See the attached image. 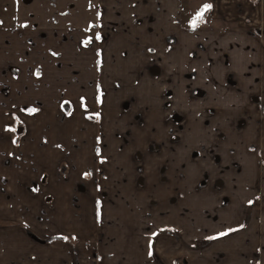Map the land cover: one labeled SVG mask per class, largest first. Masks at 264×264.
Returning a JSON list of instances; mask_svg holds the SVG:
<instances>
[{"label": "rangeland", "instance_id": "rangeland-1", "mask_svg": "<svg viewBox=\"0 0 264 264\" xmlns=\"http://www.w3.org/2000/svg\"><path fill=\"white\" fill-rule=\"evenodd\" d=\"M181 1L184 21L194 18L208 3V0ZM96 9L94 0H17V26H35L47 33L51 27L86 29L95 21ZM237 16L234 13L232 19L226 15L212 18L215 30H199L207 31L208 35L201 33L207 40L198 42L196 33L193 37L183 36L175 53L163 52L164 69L156 78L146 73V68L141 77L134 68L127 79L116 67L107 69L106 62L96 56L93 68L85 66L80 71L75 60L70 59V67L77 68L73 71H80L79 78L69 69L50 82L43 78L40 64L36 65L33 89L37 93L46 87L52 91L46 89L39 96L38 104L0 99V181L7 183V176L31 178L27 186L19 187L21 198L37 199L36 202L21 200L23 222L48 223L49 228L58 227L55 234L61 235L64 227L86 226L84 215L93 212L98 231L100 201L104 199L102 185L109 189L116 180L130 181L138 189H146V182L158 188H162L160 184L170 187L177 181L182 188L190 185L193 188V183L196 184L199 190L192 195L214 199L208 221L213 219V235L218 237L229 226H223L221 220L234 212L232 205L236 202L231 199L241 194L243 188L260 189L261 197L256 193V200L264 209V184L253 186L256 178L264 179V49L261 48L264 42L261 45L260 40L247 39L243 28L240 36L234 32L220 34L238 28ZM259 29L264 39V28ZM247 30L255 32L254 35L258 33L257 26H248ZM212 31L217 32L211 36ZM218 36L223 37L215 39ZM155 38H141L136 47L138 52L132 59L128 54L125 60L126 69L138 63L151 65L152 57L145 50L166 48L164 40ZM34 41L33 47L27 46L30 55L38 59H42L40 55L57 59L59 55L61 64L68 65L64 42L54 39L56 46H53V39L47 37ZM111 69L113 73H109ZM25 89L26 93L17 89L19 95L15 96L30 100L36 94L29 92L31 85ZM74 89L70 98L75 111L72 116H63L58 111L59 102ZM3 93L7 95L8 89ZM48 93L55 98L52 106L44 101L50 98ZM168 95H172L170 101ZM164 98L169 104H162ZM125 102H129L127 107L122 105ZM85 103L87 110L82 108ZM86 112L90 113V119H86ZM96 113L99 119H95ZM21 117L25 132L12 144L14 122ZM74 181L82 194H70ZM199 184L205 185L199 187ZM242 184L249 186L241 187ZM94 199L91 207L89 202ZM8 204L11 205L6 202L5 209H10ZM31 207L39 215H31ZM67 213L76 220L70 219ZM235 217L239 219L237 214ZM204 223L199 225L200 231ZM33 227L3 217L0 212V264L32 260L36 256H39L36 263L43 262L45 249L39 250L38 255V248L29 242L38 243L45 237L35 234ZM65 240L73 246V255L88 242L87 239L76 246L73 235L65 236ZM62 247L56 244L54 254H66Z\"/></svg>", "mask_w": 264, "mask_h": 264}, {"label": "crops", "instance_id": "crops-1", "mask_svg": "<svg viewBox=\"0 0 264 264\" xmlns=\"http://www.w3.org/2000/svg\"><path fill=\"white\" fill-rule=\"evenodd\" d=\"M2 1L0 0V3ZM210 1L212 18L226 15L232 19L234 13L238 14V20L250 17L252 22L241 24L240 30L242 31L243 28L247 33V36L244 35V37L254 41L260 40L262 45L264 39L250 33L247 28L252 25H259L264 28V0H258L256 6L251 0ZM176 3L177 0H104L105 13L103 18L124 20L132 27L136 25L140 27L138 22L143 25L147 16L156 14L158 15L157 19H159L156 25L174 31L176 24L173 21L179 17V12L176 11ZM238 9L241 11L239 12ZM134 29L138 37L144 36L143 38L156 33L155 39L160 41L159 32H157L160 29L153 33L145 32L142 27ZM14 32L15 36L9 31L0 33V45H3L5 38L9 39V44L0 48V70L10 63L18 62V59L23 56L25 36H35L34 33L24 30ZM231 32L233 33V31L228 33ZM201 35V33L197 34V38H195L198 42L202 39L200 38ZM117 39L121 41V44H127L133 55L135 54L136 40L134 41L129 36H120ZM261 48L264 49V47ZM40 56L43 57V55ZM44 70L43 78L50 82L54 80L55 76L63 74L47 68ZM32 79L31 75L26 72L17 79L10 78L8 74L0 73V99L8 98L14 101L13 103L30 105L37 103V101L40 102L39 96H42L46 89L51 90L46 87L45 90L37 93L36 88L33 89L36 84ZM30 85L32 90L30 89L29 92L35 91L36 94H33L30 100L18 99L16 97L19 95L17 89L26 93L27 89L25 88ZM2 88L8 89L7 95L3 92L1 94ZM73 91L68 96L69 98L73 97ZM48 96L50 98L46 97L44 101L48 105H54L55 98H52L50 93ZM21 118L23 120V117ZM13 147L18 148L14 145ZM19 147L22 149V146ZM1 166L4 165L1 164ZM7 178V183L3 184L0 181V212L3 213V217H10L18 222L34 226V233L45 237L39 241L40 244L35 241L29 242L30 244L33 242L38 248L36 251L38 255L39 250L45 249V255L42 257L43 262L40 264H173L174 262H179V264H264V209H262L260 201L256 200V193H259L261 197V190H258L257 187L248 190L246 187L249 184H242L241 187L246 189L243 188L241 194L231 199L232 202H236L233 203L235 205H232L234 212L221 220L224 221L223 226L229 225L227 229L222 231L225 235H221V237L213 235V219L208 221V215L213 210L214 199L192 195L193 191L199 190L194 183L193 188H191L192 185L182 188L178 181L170 187H168L169 184H160L162 188H158L157 185L155 187L150 182H146V189H138L130 181L122 180L113 182L109 189H105V184H103V192L109 193V195L106 196L104 193L102 194L104 197L100 195L104 199L100 201L99 230L97 231V226H95V214L90 212L88 215H84L87 218L86 226L64 227L60 232L64 236L73 235L76 238V246L88 239V242L84 241L87 246H84L85 243H83L79 252L73 255L71 253L73 246L65 239L48 240L49 237L56 235L55 232L58 231L54 230L58 227L49 228L50 224L37 221L32 223L26 220L27 222H23L25 221L23 220L25 214H21V200L28 199L30 202H36L37 199L34 196L21 198L19 187L22 184L28 185V182L32 181L31 178L28 180L9 176ZM263 184V178L253 180V186H262ZM2 185L5 187L2 188ZM72 185L74 188L71 189L70 194L74 196L76 193H80L78 188L76 189L77 183L75 181ZM155 192L160 194L154 195ZM94 194L90 193L92 196ZM6 202L11 203V205L8 204L10 209H5ZM94 202L95 199L89 202L91 207H93ZM33 209L35 208L31 207V215H39L37 209L34 211ZM67 214L70 219L76 220L75 216ZM235 214L239 216V219L235 217ZM204 221L203 230L200 231L199 225L203 224ZM20 238L21 241L24 240L22 236ZM220 240L221 242H219ZM56 244H61L62 248L66 249V254H54ZM67 253L69 254L67 255ZM38 259L39 256H36L32 260H21L18 263L8 264H38L36 263Z\"/></svg>", "mask_w": 264, "mask_h": 264}, {"label": "flooded vegetation", "instance_id": "flooded-vegetation-1", "mask_svg": "<svg viewBox=\"0 0 264 264\" xmlns=\"http://www.w3.org/2000/svg\"><path fill=\"white\" fill-rule=\"evenodd\" d=\"M94 2H95V7L97 9L95 11V21L92 22V24H90L91 26L86 27V29L79 28L78 30H75V29L70 28V27L69 28L66 27L67 29L62 28L63 30H58V29L56 30L57 27H51L49 29V32L47 33V32L41 31V28H38L35 26H30V27H28V25L17 26V22H18L17 0H3L0 3V21L3 22L2 24H0V33L9 31V32H11L12 35H14L15 34L14 31H17V30L23 31L24 30V31L29 32V33H34L35 36L28 35L26 37V41L23 40V44L25 47V49H23V56L18 59V62L10 63V64L6 65L4 68H2V70H0V73L1 74H8L10 76V78L17 79L24 72H26V73L30 74L31 77L33 78L34 72H35V70H37L36 68H38L36 65L40 64L41 74L45 72V70H44L45 68L53 70L56 73L62 72L63 74H66L69 72V69H72L70 67L71 64H69L70 59L75 60V62L78 64L79 69L81 71V68H83L85 66H87L90 69L93 68L94 67L93 61H94V57L96 56V57L101 58V60L103 59V62L104 61L106 62V66H107L106 68L107 69L116 67L120 73H124V74H122V76L123 77L126 76L125 78H127V79L130 76L129 73H131L134 68H136L138 70L139 76H141V74L144 72V69L146 68V73H148L149 75L151 74L152 77L156 78L155 76L159 75L161 73V71H163V69H164V67H163L164 63L162 61V57L164 56L163 52L175 53L177 51L176 48L180 46L179 45L180 43H178V40H180L183 36L193 37V33H196V34L205 33L206 34L208 30H209V32L211 31V29L215 30L213 27V22L211 21L212 20V17H211L212 6H211V8H209L207 10H205L203 8L201 12H198L195 14L194 18L192 16L187 21H184L183 20L184 10H183L182 1L177 0L176 11L179 12V17L178 18L176 17V19L173 21V23L176 24L174 26V31L166 30L167 27H164V26L159 27L158 25H156V23L159 21V19H157L158 15H156V14H152V15L147 16L143 25H142V23L138 22V26L142 27V29L145 30V32H147V33H153L154 31L160 29V31H157V32H159L158 37H160V40H162V42H163V40L165 41L166 48H162V49L158 48V47L157 48H155V47L147 48L145 51L148 52L149 55L152 57V61H150V63H149L151 65H149L147 67L143 63H138L135 66H132V67L129 66V68L126 69V66H125L126 61L125 60H126L128 54L131 55V59L133 58L134 55H133V52L131 51V49L128 47L127 44H125V45L117 44V37L129 36L134 41L136 40L135 45H136V47H138V43L140 42L141 38L144 39L143 38L144 36L138 37L134 28L137 29L140 27H137V25L135 27H132L131 25H129L124 20L117 21L114 19L108 20L106 18H103V14L105 13V6H103L104 0H94ZM210 2L211 1L208 0V3L206 5H210ZM251 2H253L255 6L257 5V0H251ZM238 10H239V12L241 11V9H238ZM198 20L200 22H203V23L197 22ZM237 21H238V28L236 30H234L233 32L236 34V36H240L241 35L240 25L241 24L244 25L245 23H251L252 20L251 19L247 20L246 18H242L239 20L237 19ZM184 22H185V24H183ZM255 26H257L256 31L258 32L256 35H258L261 38L262 36L259 34V32H262V29H259L261 26H259V25H255ZM200 29L207 30V31L202 32V31H199ZM58 31L61 33H59ZM217 31L212 32L211 36H213L214 33ZM117 32H118V34H117ZM218 32H220V31H218ZM228 32H229V30L224 31V32H220V34L221 33L228 34ZM236 32H239V33H236ZM155 34L156 33L151 34V35L155 36ZM85 35H87V38L83 37ZM206 35H208V34H206ZM96 36H98L100 38H97ZM148 36H150V35H148ZM46 37L53 39V44H52L53 46H56V44L54 43V39H58V40L64 42L63 44L66 45L65 49H64V57H66L67 62L69 61L67 63L68 65H64V63H63V65H64L63 66L61 64V60H60L59 55L55 57L57 59H54L53 57H49V56H48L49 58L39 56V58H42V59H38L35 55L30 56V54L28 53L29 50L27 51V49H28V47L34 46V44H35L34 39H36V38L37 39L38 38L39 39H46ZM67 37H72V38L68 39ZM222 37L223 36H218L215 39H219ZM200 38H202L201 40H207L206 38L201 37V36H200ZM143 42H144V40H143ZM50 43H51V41H50ZM58 43H60V42H58ZM7 44H9V39L5 38L3 45L6 46ZM3 45H0V46H3ZM147 45H149V43H147ZM70 47L72 49H70ZM117 49H118V51H117ZM145 51H143L144 56L146 53ZM29 52H31V51H29ZM136 52H138L137 49H136ZM46 53H47V51H46ZM119 55H121L122 57H118ZM64 57H63V59H64ZM28 59H29V61H28ZM39 61H41V63ZM28 63H30V65H27ZM73 68L74 69H72V71L70 70V73L74 72L73 73L74 76L75 77L77 76V78H79L80 77V71L79 70H78L79 72L73 71V70L77 69L76 67H73ZM124 69H126V71H123ZM109 73H113V70L111 69V71ZM82 77H83V75H81V78ZM78 90L80 91V89H78ZM3 92L6 93V88H4ZM169 96L170 95H168V97ZM171 97H172V95H171ZM171 97H169V101L171 100ZM169 101L165 100V98H164L161 102H162V104H169ZM86 104L87 103H85L82 107L84 110L88 109V107H87L88 105H86ZM122 105L127 107L129 105V102L122 103ZM89 106H90V104H89ZM124 106H122V107H124ZM126 107L124 109H126ZM58 111L61 112L62 115L66 116V117L73 115L75 109L73 108L72 100L68 96H65V98H62L60 100L59 105H58ZM94 117H95V119L100 118L98 113H96V115H94ZM132 117L134 118V115ZM87 118L90 119V113L89 112H86V119ZM25 127H26L25 122L23 120H18L17 122L14 123V127L12 129V139H11L12 143L16 144L18 142V139L20 138V136L23 135L25 132ZM204 185L199 184V187L204 186ZM173 264H179V262H174Z\"/></svg>", "mask_w": 264, "mask_h": 264}, {"label": "trees", "instance_id": "trees-1", "mask_svg": "<svg viewBox=\"0 0 264 264\" xmlns=\"http://www.w3.org/2000/svg\"><path fill=\"white\" fill-rule=\"evenodd\" d=\"M61 240V239H65V236H63V235H54V236H52V237H50L48 240Z\"/></svg>", "mask_w": 264, "mask_h": 264}, {"label": "snow or ice", "instance_id": "snow-or-ice-1", "mask_svg": "<svg viewBox=\"0 0 264 264\" xmlns=\"http://www.w3.org/2000/svg\"><path fill=\"white\" fill-rule=\"evenodd\" d=\"M209 8H211V5H205L204 6V9L205 10H207V9H209ZM3 22L2 21H0V24H2ZM221 235H225L224 233H222Z\"/></svg>", "mask_w": 264, "mask_h": 264}]
</instances>
